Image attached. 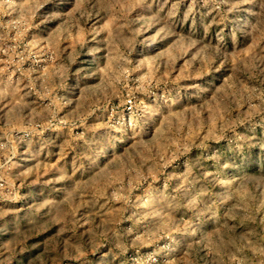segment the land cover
Returning a JSON list of instances; mask_svg holds the SVG:
<instances>
[{
  "label": "rangeland",
  "instance_id": "1",
  "mask_svg": "<svg viewBox=\"0 0 264 264\" xmlns=\"http://www.w3.org/2000/svg\"><path fill=\"white\" fill-rule=\"evenodd\" d=\"M0 264H264V0H0Z\"/></svg>",
  "mask_w": 264,
  "mask_h": 264
}]
</instances>
